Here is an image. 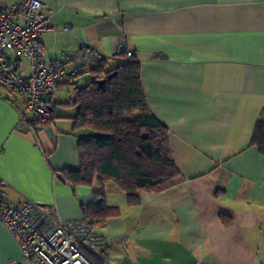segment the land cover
I'll use <instances>...</instances> for the list:
<instances>
[{"label":"crops","instance_id":"1","mask_svg":"<svg viewBox=\"0 0 264 264\" xmlns=\"http://www.w3.org/2000/svg\"><path fill=\"white\" fill-rule=\"evenodd\" d=\"M42 2L53 27L39 40L45 63L59 64L82 42L109 56L123 44L139 60L145 102L167 127L182 173L162 191H140L134 204L115 181L104 182L108 215L95 227L107 239L105 259L264 264V154L250 144L264 114V0ZM21 68L29 73L27 60ZM89 81H60L45 97L54 107L45 124L30 113L19 121L23 97L0 87V180L11 203L55 205L66 222L94 203L96 180L72 186L63 174L80 168L77 141L92 134L74 126L77 107L69 105ZM20 258L0 222V264Z\"/></svg>","mask_w":264,"mask_h":264},{"label":"built area","instance_id":"2","mask_svg":"<svg viewBox=\"0 0 264 264\" xmlns=\"http://www.w3.org/2000/svg\"><path fill=\"white\" fill-rule=\"evenodd\" d=\"M72 31L71 26L63 28ZM53 31L42 0H22L19 3L0 2V87L23 97V110L18 119L30 113L38 124L49 122L52 112L45 97L60 81L72 85L80 75L89 80H100L101 73L92 74L90 66L105 61L125 59L134 54L120 44L115 55L109 56L82 42L77 51L66 52L59 64L45 63L40 58L39 40L45 32ZM29 63V73L21 68ZM81 218L63 221L54 205L21 199L11 203L0 180V222L18 244L21 258L16 264H93L94 257L101 264H112L105 259L102 249L107 244L81 207Z\"/></svg>","mask_w":264,"mask_h":264},{"label":"trees","instance_id":"3","mask_svg":"<svg viewBox=\"0 0 264 264\" xmlns=\"http://www.w3.org/2000/svg\"><path fill=\"white\" fill-rule=\"evenodd\" d=\"M124 56L119 53V60L90 66V72L101 73L105 82L99 85L98 80H90L76 87L69 103L77 107L74 126L90 129L92 134L77 141L80 168L63 174L72 186L98 183L94 203L86 206L94 225L108 215L104 182L115 181L134 204L140 191H162L182 180L173 161L168 129L145 102L139 60L134 55L129 59ZM50 108L52 118L54 107ZM250 144L264 154V114L258 118ZM89 258L93 264H101Z\"/></svg>","mask_w":264,"mask_h":264},{"label":"water","instance_id":"4","mask_svg":"<svg viewBox=\"0 0 264 264\" xmlns=\"http://www.w3.org/2000/svg\"><path fill=\"white\" fill-rule=\"evenodd\" d=\"M104 82H105L104 79H100V80L97 81V83H98L99 85H102ZM57 177H58L60 180H62V176H61L60 174H58Z\"/></svg>","mask_w":264,"mask_h":264}]
</instances>
